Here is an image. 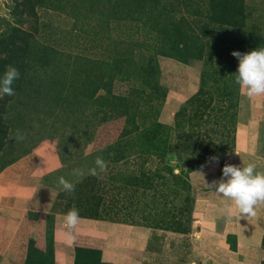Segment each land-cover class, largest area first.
<instances>
[{
	"label": "trees",
	"instance_id": "1",
	"mask_svg": "<svg viewBox=\"0 0 264 264\" xmlns=\"http://www.w3.org/2000/svg\"><path fill=\"white\" fill-rule=\"evenodd\" d=\"M126 1H128L126 4L135 3L140 9L141 19L145 22L153 21L154 26L147 33L153 40L148 44L143 40L142 45H134L131 42L126 51L121 47L122 42L116 40L113 49L118 57L114 58L71 56L65 49L41 42L31 29L20 24L0 29V78L9 66L15 67L20 73L12 85L14 95L9 99L7 95L0 97V114L4 115L8 111L5 110L7 104L13 108L9 104L11 103L14 104L20 118L21 105H29L28 117L35 119L31 124L34 127L37 123L40 124L35 129L43 137H49L44 134L43 128L50 117L55 119L62 116L72 117V112L76 120L80 114L85 117L91 116V120L84 122L82 127L71 124L72 131L79 133L81 131L87 140L92 139L94 128L100 123L114 117H123L125 123L118 138L94 153L95 159L102 156L109 167L110 163H119L130 156L156 155L161 163H164L163 168H167L173 177L179 179L182 177V181H179L184 187H178L177 184L176 189L179 194L183 191L187 200L190 197L191 185L186 173L199 179L200 174L207 170L209 161L213 159L224 161L225 158L221 159L220 155L230 147L220 146V149H217L218 146H215L208 151L203 148L202 142L198 144L197 140L203 135L199 128L200 120H204L208 109L218 107V99L213 96L215 93L209 90L215 86L229 95L238 94L239 85L235 83L233 76L239 61L237 59L234 66L232 61L234 57H229L233 52V46L236 45L234 51L246 53L261 45L264 47L261 41L263 39L253 36L252 30L249 29L251 25L247 0ZM126 9L129 15L125 13V16L133 17L134 13L137 14L133 6ZM176 11L182 12L179 19L173 16ZM185 13L193 18H188ZM191 19L197 24V30L194 22H190ZM158 22L161 23L160 27L156 25ZM233 27L238 29V34L229 44H226V40L218 41V45L202 40L208 35L211 37L217 35V39H225ZM144 46L146 50H143ZM225 49L228 57L221 56ZM162 58L178 59L184 63L198 60L202 65L200 86L181 106L173 125L161 123L158 118L168 91V86L162 80ZM119 80L130 83L127 91L123 93L115 91ZM135 81L140 82V85H135ZM142 100L144 105L141 104ZM1 115L0 121L5 132L7 120ZM52 120L50 122H53ZM71 122L67 124L70 125ZM36 136L11 157L1 156L0 171L19 158L17 154L36 147L39 143ZM234 149L235 145L229 154ZM59 151L62 157V149L59 148ZM168 160H173L176 164L172 166ZM173 167H178L179 173H172ZM93 178L98 177L87 176L83 183H88V180ZM65 193L58 190L54 210L62 205L60 201ZM72 203L73 201L68 199L65 208H70ZM73 206L79 210L80 217L119 221L118 218L106 215H92L89 206L77 203ZM181 209L183 217L166 223L161 222L163 229L190 232L191 210L187 205ZM145 226L151 225L146 223ZM231 246H235L234 243H231ZM33 249L31 244V250ZM81 252H85L87 256L95 252L98 256L97 264H111L101 261L99 250L87 247L76 248L75 264H79Z\"/></svg>",
	"mask_w": 264,
	"mask_h": 264
},
{
	"label": "rangeland",
	"instance_id": "2",
	"mask_svg": "<svg viewBox=\"0 0 264 264\" xmlns=\"http://www.w3.org/2000/svg\"><path fill=\"white\" fill-rule=\"evenodd\" d=\"M127 2L126 0H0V29L20 24L31 29L41 42L65 49L71 56L77 55L93 59L114 58L118 57L117 52L113 49L116 40L122 42L121 47L125 51L129 49L131 42L134 45H142L143 40L146 44L153 40L147 36L149 29L151 30L154 26L153 21L145 22L141 19L140 9L135 3L131 5L126 4ZM129 6H133L137 10L135 11L137 14L134 13L133 17L125 16L126 10H128L126 8ZM247 10L250 11L248 12L251 25L249 29L252 30L253 36L263 39L261 41L264 46V0H247ZM127 14L129 15V13ZM181 15L182 12L173 13V16L178 19ZM185 15L189 16L188 18H193L187 13ZM190 22L194 21L191 19ZM156 25L160 27L161 23L158 22ZM193 25L197 30V24L194 22ZM237 34L238 29L233 27L225 39H217V35L212 37L208 35L202 40L210 41L215 45H218V41L226 40V44H229L235 40ZM258 37L256 38L257 44L259 43ZM142 48L146 50L145 46ZM233 48V51L236 50V45ZM226 50L221 55L222 57H228V54L225 53ZM229 57L234 56L230 53ZM215 60H217L216 57ZM232 61L235 66L237 58H232ZM162 66V80L168 86V91L159 110L158 118L161 123L173 125L181 106L200 86L202 65L198 60L184 63L178 59L162 58ZM232 72H234L233 69ZM236 75L237 73L235 76L231 74L233 78H236ZM193 78H198L197 90L175 109L167 110L165 108L167 101L168 105L175 107L176 100L181 95L185 96L189 91L194 90ZM210 82L212 83V81ZM134 84L140 85V82L135 81ZM129 85L130 83L127 81L119 80L115 91L123 93L127 91ZM240 90L239 87L238 94L229 95L228 92L212 86L209 91L215 93L213 96L218 99V107L208 109L204 120H200L199 128L203 135L197 140L198 144L202 142L203 148L208 151L214 149L215 146H218L217 149H220V146L231 147H228L230 150L226 149L225 153L220 155L221 159L226 158L235 145ZM7 98L9 99L10 96L7 95ZM141 102L144 105V101ZM9 104L13 108L7 104L5 110L8 111L4 115L0 114L7 120L5 132H3L4 128L0 121V158L4 155L8 158L11 157L36 135L39 143L50 139L56 147L60 160V166L52 176L53 183L60 190L58 178L64 176L65 179L76 184L72 194H63L64 197L60 201L62 205L55 209L56 212H67L77 203L89 206L92 215H106L131 224H150L151 226H147L151 232L146 249L137 254L140 264H224L223 248L204 237L201 226L195 222L196 219L205 221L232 207L230 201H227L209 186L214 180L220 179V174L206 170L200 174L198 179L186 173L191 185L190 197L186 200L184 192L179 194L176 189L177 184H179L178 187H184L180 182L182 177L180 179L173 177L167 168H163L164 163H161L156 155L130 156L119 163H110L106 173H101L98 178L83 183V179L91 175L86 174L84 177L78 178L71 175L73 169H83L87 173L88 169L94 167V153L116 141L125 119L114 117L100 123L94 128L92 139L87 140L88 138L81 131L80 133L73 132L71 124L82 127L84 122L91 120L92 117L80 114L79 119L76 120L73 112L72 117L64 113L69 118L50 117L47 120L49 122L45 124L46 127L44 125L43 129L44 134L49 137H43L35 129L40 124L37 123L35 127L31 124L35 119L28 117L29 105L26 103L25 106L21 105V117L19 118L14 104ZM51 120L53 122H50ZM70 121L72 122L68 125L67 123ZM17 130L25 134V140L17 142L14 139H9V136L14 135ZM59 148L63 151L62 157ZM32 149L20 152L17 156L23 157ZM19 158L4 167L0 171V175ZM168 161L172 166L176 164L173 160ZM172 173H179V168L173 167ZM68 199H71L73 203L70 208L66 209L65 204ZM185 205L191 210L190 232L182 233L163 229L161 222L166 223L183 217L181 208ZM233 234V225L229 224L227 240L232 244ZM80 256L79 264H97L98 256L95 252L88 256L85 252H81ZM246 264L255 263L251 259H247ZM260 264H264V260Z\"/></svg>",
	"mask_w": 264,
	"mask_h": 264
},
{
	"label": "crops",
	"instance_id": "3",
	"mask_svg": "<svg viewBox=\"0 0 264 264\" xmlns=\"http://www.w3.org/2000/svg\"><path fill=\"white\" fill-rule=\"evenodd\" d=\"M192 85L194 90L181 95L175 107L167 101L165 108L175 109L191 96L198 78ZM239 100L235 149L224 161L213 159L207 164V170L220 178L225 164L255 162L257 171H264V95L249 98L240 90ZM59 166L55 145L45 139L0 175V264H75L77 247L99 250L105 263L140 264L137 254L146 249L151 232L145 225L81 217L74 238L68 241L62 224L65 213L54 210L58 189L52 176ZM195 222L204 237L223 248L224 264L264 260V205L248 220L240 218L232 204L212 218ZM229 224L235 246L227 240Z\"/></svg>",
	"mask_w": 264,
	"mask_h": 264
},
{
	"label": "clouds",
	"instance_id": "4",
	"mask_svg": "<svg viewBox=\"0 0 264 264\" xmlns=\"http://www.w3.org/2000/svg\"><path fill=\"white\" fill-rule=\"evenodd\" d=\"M231 54L239 61L235 83L249 98L264 95V47H257L246 53L233 51ZM19 75L15 67L9 66L6 69L0 78V97L14 95L12 85ZM9 139L21 142L26 136L17 130ZM94 164L87 173L83 169H73L71 175L78 178L86 174L99 177L101 173L107 172L108 162L102 156H97ZM75 186V182L65 179L64 176L58 178V187L63 192L72 194ZM209 186L235 206L240 218L248 220L256 217L258 207L264 205V171H257L255 162L241 166L225 164L221 178L214 180ZM80 221L79 210L75 207L64 214L62 224L69 242L74 238L73 233Z\"/></svg>",
	"mask_w": 264,
	"mask_h": 264
}]
</instances>
